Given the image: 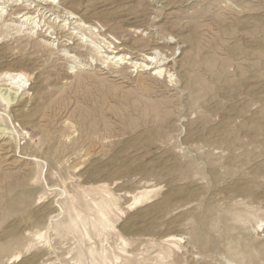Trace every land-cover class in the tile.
<instances>
[{"label":"rangeland","instance_id":"374dc122","mask_svg":"<svg viewBox=\"0 0 264 264\" xmlns=\"http://www.w3.org/2000/svg\"><path fill=\"white\" fill-rule=\"evenodd\" d=\"M69 1L73 10H67L80 17L87 0L54 3L62 7L61 3ZM103 1L98 11L112 14L89 15L83 21L87 26L97 25L96 34H102L97 43L103 37L111 47L125 48L124 54L129 53L133 61L142 63L140 54L149 45L175 43L179 37H191L193 42L184 38L176 42L177 55L168 68L171 75L154 76L150 70L138 71L121 62L114 64L116 60L106 62L101 56L90 55L83 47L93 39L89 31L75 28V20L67 22L65 15L49 12L45 4L50 0H0L4 12L0 17V74L20 69L30 74L26 93L15 103L26 109L32 122L23 124L14 119L11 109L0 104V144L8 141L15 155L13 166L0 159V238L8 235L2 240L9 246L0 256V264H76L78 260L93 264L101 263L105 256L110 264H264V0ZM29 3L33 11L42 9L34 16L43 27L42 36L41 28L32 29L36 23L24 24L17 15H9ZM122 9L126 11L119 12ZM64 23L67 28L60 31ZM51 26L56 30L48 29ZM57 32L61 35L56 39ZM65 34H72L73 40ZM76 42L81 47L71 50ZM62 43L63 48L59 47ZM145 189L155 190L151 199L134 204V198ZM112 197L117 204L109 215L114 228L95 231V203ZM47 206L51 211L47 209L42 218L32 216ZM78 212L88 223L79 221L76 231H67L70 218ZM23 214L27 220L13 226ZM37 232L46 235L49 245L35 237ZM27 234H34V239ZM170 236L180 239L168 241ZM28 242L35 247H29ZM100 244L106 247L105 252ZM91 247L97 254L94 258L88 253ZM18 254L19 258L15 257Z\"/></svg>","mask_w":264,"mask_h":264},{"label":"bare ground","instance_id":"6f19581e","mask_svg":"<svg viewBox=\"0 0 264 264\" xmlns=\"http://www.w3.org/2000/svg\"><path fill=\"white\" fill-rule=\"evenodd\" d=\"M109 1V0H108ZM216 1V0H215ZM3 2V1H2ZM17 2V1H16ZM55 0H50V2L48 3V4H45V7H46V9H48L49 10V12H54V14H58V15H60V14H62V15H65V16H67V22L68 21H73V20H75V22H74V25H76V26H74L75 28H78V29H81V30H84V32L85 31H89V33L91 34V38H93V39H91V41L87 44V45H84L83 47L84 48H86V51L87 52H89V54L90 55H92V56H101L102 58H104V59H106V62H109L110 60H116L115 62H114V64L116 63V64H118L119 62H121L122 64H124V65H130V66H132V67H134V68H136L137 70L138 69H141L142 71H148V70H150V71H152V75H154V76H162L163 74V76H165L166 77V73L169 75L170 73H171V69H168L170 66V64H171V62L173 61V60H175V55H177V53H175V43L177 42H179V41H181V40H183V38H184V40L185 41H189V42H193V38H191V37H179V39H175L176 40V42L174 43L173 41L171 42V41H169V42H166V44L165 43H163L162 45H160V44H154V45H149V46H147L148 47V49H143L142 50V53L140 54V56H142L143 57V59H142V63H139V61H133V60H135L131 55H129V53L128 54H124V52H123V50H125V48H122V49H120L119 50V48H118V46H117V48L116 47H114V46H112L111 47V42L110 41H108L107 39H105V38H101V40L102 41H100V43H97V41L99 42V40H100V36L102 35H100V36H98L99 34H98V32H96V30H98V28H97V25H96V27H93V26H91V25H89V26H87L88 24L87 23H85L84 21H83V19H86L89 15H101V14H103V15H110V14H112V12L111 13H109V12H107V13H104V11H98V8L99 7H101L102 8V6H103V4H104V1L103 0H87V2H86V4L85 5H83V7H82V11H81V13H79L80 14V17H78L77 16V13L76 12H73V11H71V10H73L72 9V7L70 6L71 4H70V1H69V3H61L60 5H62V7L61 6H56L55 5ZM81 2V1H80ZM177 2V1H176ZM210 2V1H209ZM221 2V1H220ZM32 3V2H31ZM59 3V2H58ZM75 3V2H74ZM215 3V2H214ZM5 4H6V2H5ZM30 4V3H29ZM37 4V3H36ZM41 5V4H40ZM125 5V4H124ZM134 5V4H133ZM163 5V4H162ZM37 6V5H36ZM113 6V5H112ZM111 6V7H112ZM120 6V5H119ZM127 6V5H126ZM130 6H132V5H130ZM136 6V5H135ZM167 6V5H166ZM218 6V5H217ZM117 7V6H116ZM212 7H213V5H212ZM220 7V6H219ZM107 8H109V7H107ZM128 8V7H127ZM126 8V9H127ZM209 8V7H208ZM255 8V7H254ZM67 9H71V10H67ZM129 9V8H128ZM127 9V10H128ZM204 9V8H203ZM209 9H211V8H209ZM222 9V8H221ZM40 10H42V9H37V11L38 12H36V11H33V8H32V4H30V5H27V6H25L24 8H21V7H19V8H16L15 9V11L14 12H12L11 14H9L10 16H12V15H17V17L18 18H20V19H22L23 20V23L24 24H27L28 22H30L32 25L33 24H35L36 23V25H35V27H32V29H35V28H41V33H40V36H42V31H43V27L40 25V23H39V21L37 22H35V20H36V17H34L35 16V14L36 13H39L40 12ZM108 10V9H107ZM112 10V9H111ZM223 10V9H222ZM243 10V9H242ZM33 11V12H32ZM123 11H126L125 9H122L121 11L119 10V12H123ZM205 11V10H204ZM79 12H80V10H79ZM208 12H210V11H208ZM220 12V11H219ZM3 11H1L0 10V17H2L3 16ZM127 13V12H126ZM167 13V12H166ZM178 13V12H177ZM204 13V12H203ZM206 13V12H205ZM253 13V12H252ZM165 14V13H164ZM213 14V13H212ZM250 14V13H249ZM220 15V14H219ZM254 15V14H253ZM116 16V15H115ZM171 16V15H170ZM212 16V15H211ZM264 16V15H263ZM16 17V16H15ZM109 17V16H108ZM119 17V16H118ZM131 17V16H130ZM135 17V16H134ZM168 17V16H167ZM172 17H174V16H172ZM179 17V16H178ZM203 17V16H202ZM248 17V16H247ZM251 17V16H250ZM120 18V17H119ZM118 18V19H119ZM127 18V17H126ZM191 18V17H190ZM195 18V17H194ZM226 18V17H225ZM90 19H92V18H90ZM117 19V20H118ZM137 19V18H136ZM227 19V18H226ZM233 19V18H232ZM167 20V19H166ZM180 20V19H179ZM193 20V19H192ZM200 20V19H199ZM224 20V19H223ZM240 20V19H239ZM34 21V23H32ZM137 21H138V19H137ZM168 21H170V20H168ZM182 21V20H181ZM251 21V20H250ZM250 21H249V24H250ZM94 22V21H93ZM139 22V21H138ZM224 22V21H223ZM230 22V21H229ZM254 22V21H253ZM251 23H252V21H251ZM256 23H258L257 21H256ZM62 24H63V22H62ZM68 24V23H67ZM230 24V23H229ZM248 24V25H249ZM258 24H260V23H258ZM1 26H3V23H1L0 24ZM69 25H71L70 24V22H69ZM165 25V24H164ZM171 25V24H170ZM169 25V26H170ZM199 25V24H198ZM207 25V24H206ZM209 25V24H208ZM221 25H222V23H221ZM227 25V24H226ZM46 26V25H45ZM50 26V25H49ZM159 26V25H158ZM168 26V25H167ZM214 26V25H213ZM229 26V25H228ZM185 27V26H184ZM209 27V26H208ZM222 27V26H221ZM226 27V26H225ZM224 27V28H225ZM257 27V26H256ZM262 27V26H261ZM46 28V27H45ZM66 28H67V25L64 23V25L63 26H61L60 27V31L61 30H66ZM72 28V27H71ZM213 28V27H212ZM39 29H38V31H39ZM48 29H54V31L56 30V28L54 27V26H51V27H49ZM103 29H105V28H103ZM107 29V28H106ZM111 29V28H110ZM254 29H255V27H254ZM259 29V28H258ZM59 30V29H58ZM139 30V29H138ZM170 30V29H169ZM263 30V29H262ZM37 31V30H36ZM79 31V30H78ZM110 31V30H109ZM140 31V30H139ZM160 31V30H159ZM259 31V30H258ZM264 31V30H263ZM33 32V31H32ZM73 32H74V30H73ZM47 33V32H46ZM49 33V32H48ZM51 33V32H50ZM81 33V32H80ZM98 35H97V34ZM100 33V32H99ZM139 33V32H138ZM146 33V32H145ZM218 34V33H217ZM249 34V33H248ZM55 35H57V37H56V39L61 35V33L60 32H57V33H55ZM86 35V34H85ZM157 35V34H156ZM176 35H178V33H176ZM262 35V34H261ZM89 36V35H88ZM88 36H86V37H88ZM154 36V35H153ZM164 36V35H163ZM191 36V35H190ZM218 36V35H217ZM55 37V36H54ZM64 37H68L70 40H73V35L72 34H68V35H66L65 34V36ZM105 37V36H104ZM109 37H110V35H109ZM258 37H260V36H258ZM62 38V37H61ZM108 38V37H107ZM172 38V37H171ZM205 38V37H204ZM215 37H213V39H214ZM86 39V38H85ZM89 39V38H88ZM88 39H87V41H88ZM115 39V38H114ZM263 39V38H262ZM65 40V39H64ZM111 40V39H110ZM132 40V39H131ZM215 40V39H214ZM213 40V41H214ZM160 41V40H159ZM226 41H228V40H226ZM82 42V41H81ZM209 42H211V41H209ZM229 42V41H228ZM257 42V41H256ZM260 42H261V40H260ZM72 43V42H71ZM215 43V42H214ZM216 43H218V42H216ZM221 43H222V41H221ZM225 43V42H224ZM6 44V43H5ZM38 44V42H35V45H37ZM52 44V43H51ZM101 44H103V47H101ZM122 44H124V43H122ZM227 44V43H226ZM229 44V43H228ZM235 44V43H234ZM255 44V43H254ZM126 45V44H125ZM177 45V44H176ZM182 45V44H181ZM202 45V44H201ZM208 45V44H207ZM213 45V44H212ZM141 46V45H140ZM179 46V45H178ZM184 46V45H183ZM219 46V45H218ZM229 46V45H228ZM233 46V45H232ZM59 47H64L63 46V43L62 44H60L59 45ZM81 46H80V43L79 42H76V43H74L73 44V47H71L70 49L71 50H75V49H79ZM191 47V46H190ZM215 47V46H214ZM260 47V46H259ZM262 47V46H261ZM260 47V48H261ZM28 48V47H27ZM131 48V47H130ZM132 48H134V47H132ZM139 48V47H138ZM193 48V47H192ZM191 48V49H192ZM48 49H50V48H48ZM102 49L104 50V49H107V50H104V51H102ZM195 49V48H194ZM202 49V48H201ZM216 49V48H215ZM235 49V48H234ZM135 50V49H134ZM208 50V49H207ZM50 51H53L52 49H50ZM84 51V50H83ZM136 51V50H135ZM176 51H178V50H176ZM185 51V50H184ZM218 51V50H217ZM229 51V50H228ZM149 52V53H148ZM219 52V51H218ZM38 53V52H37ZM195 53V52H194ZM221 53V52H220ZM224 53V52H223ZM84 54V53H83ZM184 54V53H183ZM115 55V56H114ZM232 55V54H231ZM91 56V57H92ZM213 56V55H212ZM215 56V55H214ZM31 57V56H30ZM185 57V56H184ZM199 57V56H198ZM210 57V56H209ZM226 58H227V56H225ZM19 58V57H18ZM47 58V57H46ZM94 58H96V57H94ZM93 58V59H94ZM213 58V57H212ZM96 59H98V58H96ZM194 59V58H193ZM207 59V58H206ZM210 59V58H209ZM216 59V58H215ZM217 59H219V58H217ZM233 59V58H232ZM102 60V59H101ZM197 60H199V58L197 59ZM204 60H205V58H204ZM226 60V59H225ZM40 61V60H39ZM94 61V60H93ZM96 61V60H95ZM100 61V60H99ZM103 61V60H102ZM105 61V60H104ZM103 61V62H104ZM130 61H132V62H130ZM180 62H181V65L183 64V59L181 58L180 60H179ZM210 61V60H209ZM234 61V60H233ZM113 62V61H112ZM197 62V61H196ZM229 62V61H228ZM201 63V62H200ZM233 63V62H232ZM113 64V65H114ZM205 64V63H204ZM180 65V66H181ZM105 66V65H104ZM103 66V67H104ZM129 66V67H130ZM200 66V65H199ZM83 67V66H82ZM82 67H79L80 69L82 68ZM119 67H122L121 65L119 66ZM186 67V66H185ZM184 67V68H185ZM188 67V66H187ZM211 67V66H210ZM213 67V66H212ZM217 67V66H216ZM215 67V68H216ZM75 67H73V68H71V69H74ZM117 68H118V66H117ZM127 68V67H126ZM171 68V67H170ZM174 68H175V66H174ZM197 68V67H196ZM199 68V67H198ZM214 68V69H215ZM129 69V68H128ZM131 69H133V68H131ZM51 70H52V68H51ZM136 70V71H137ZM187 70V69H186ZM206 70V69H205ZM120 71V70H119ZM129 71V70H128ZM139 71V70H138ZM183 71V70H182ZM189 71V70H188ZM225 71V70H224ZM230 71V70H229ZM73 72H75V73H77V71H74L73 70ZM72 72V73H73ZM116 72V71H115ZM132 72V71H131ZM180 72V71H179ZM210 72V71H209ZM50 73V72H49ZM114 73V72H113ZM140 73V72H139ZM142 73V72H141ZM195 73V72H194ZM201 73V72H200ZM211 73H213V72H211ZM226 73V72H225ZM228 73V72H227ZM219 74V73H218ZM221 74V73H220ZM32 75V74H31ZM54 75V74H53ZM70 75V74H69ZM150 75V74H149ZM171 75V74H170ZM213 75V74H212ZM214 76V75H213ZM215 77V76H214ZM28 78H30V74H28V72H26L25 70H22V69H20L19 71H15V70H8V71H5V72H3L2 74H0V104H2L4 107H5V109L6 110H10L11 109V111H12V117L14 118V119H16V120H19V121H21L23 124H29V123H32L31 121H30V119H29V114H28V112L26 111V109L25 108H23L21 105H17V103H15V100H17V98L18 97H20L21 95H23V94H25L26 93V89H25V83L28 81ZM33 78V77H32ZM31 78V79H32ZM164 78V77H163ZM170 78H172V77H170ZM199 78V77H198ZM203 78V77H202ZM217 78V77H216ZM165 79H169V78H165ZM224 79H225V77H224ZM232 79V78H231ZM230 79V80H231ZM47 80V79H46ZM151 80V79H150ZM153 80V79H152ZM171 80H173V79H171ZM170 80V81H171ZM65 81V80H64ZM169 81V80H168ZM169 81V82H170ZM216 81V80H215ZM197 82L199 83V84H202V82L200 81V80H197ZM227 82V81H226ZM239 82V81H238ZM63 83V82H62ZM173 83V82H172ZM191 83V82H190ZM189 83V84H190ZM207 83V82H206ZM224 83V82H223ZM167 84V83H166ZM227 84V83H226ZM140 85V84H139ZM204 85V84H203ZM238 85V84H237ZM211 86V85H210ZM215 86V85H214ZM261 86V85H260ZM67 87V86H66ZM183 87H184V85H183ZM62 88V87H61ZM146 88H148V87H146ZM82 89V88H81ZM49 90V89H48ZM70 90V89H69ZM82 90H84V89H82ZM142 90V89H141ZM258 90V89H257ZM147 91V90H146ZM74 92V91H73ZM145 92V91H144ZM150 92V91H149ZM56 93V92H55ZM54 93V94H55ZM139 92H137V94H138ZM203 93V92H202ZM206 93V92H205ZM212 93V92H211ZM53 94V93H52ZM68 94V93H67ZM132 94V93H131ZM136 94V93H135ZM141 95V94H140ZM199 96V95H198ZM131 97V96H130ZM51 98V97H50ZM49 98V99H50ZM63 98V97H62ZM164 98V97H163ZM128 99V98H127ZM144 99V98H143ZM146 100V99H145ZM152 100V99H151ZM163 100V99H162ZM166 100H167V98H166ZM66 101V100H65ZM127 101V100H126ZM155 101V100H154ZM168 101V100H167ZM169 101H170V99H169ZM136 102V101H135ZM140 102V101H139ZM165 102V101H164ZM131 103H132V101H131ZM161 103V102H160ZM218 103V102H217ZM127 104V103H126ZM142 105V104H141ZM161 105V104H160ZM58 106V105H57ZM135 106V105H134ZM64 107V106H63ZM157 107V106H156ZM55 108V107H54ZM58 108V107H57ZM133 108H136V107H133ZM138 109V108H137ZM168 109V108H167ZM170 109V108H169ZM164 110H165V108H164ZM163 110V111H164ZM223 110V109H222ZM229 110V109H228ZM172 111V110H171ZM203 111V110H202ZM138 113V112H137ZM170 113V112H169ZM85 114H87V113H85ZM139 114V113H138ZM173 114V113H172ZM204 114V113H203ZM148 116V115H147ZM82 118V117H81ZM130 119V118H129ZM143 119V118H142ZM161 119V118H160ZM155 121V120H154ZM197 121V120H196ZM69 122V121H68ZM71 122V121H70ZM97 122V121H96ZM136 122V121H135ZM203 122V121H202ZM229 122V121H228ZM233 122V121H232ZM72 123V122H71ZM85 123V122H84ZM147 123V122H146ZM230 123V122H229ZM70 124V123H69ZM135 124V123H134ZM202 124V123H201ZM211 124V123H210ZM225 124V123H224ZM136 125H137V123H136ZM5 126V125H4ZM68 126V125H67ZM70 126H71V124H70ZM73 126V125H72ZM199 126V125H198ZM135 127V126H134ZM41 129H42V127H41ZM64 129H65V127H64ZM189 129H190V127H189ZM227 129H229V127H227ZM2 130V129H1ZM66 130V129H65ZM110 130V129H109ZM145 130V129H144ZM152 130V129H151ZM229 130H231V127H230V129ZM25 131V130H24ZM63 131V130H62ZM67 131V130H66ZM69 131V130H68ZM72 131V130H71ZM76 131V130H75ZM217 131H218V129H217ZM109 132V131H108ZM149 132H150V130H149ZM157 132V131H156ZM223 132V131H222ZM229 132V131H228ZM90 133V132H89ZM230 133V132H229ZM11 134V133H10ZM72 134V133H71ZM194 134V133H193ZM143 135V134H142ZM8 136V135H7ZM66 136V135H65ZM74 136V135H73ZM81 136V135H80ZM193 136V135H192ZM196 136H198V135H196ZM67 137H68V135H67ZM96 137V136H95ZM1 138V137H0ZM2 138H4V136L2 137ZM63 138V137H62ZM74 138V137H73ZM73 138H71V139H73ZM97 138V137H96ZM102 138V137H101ZM192 138V137H191ZM211 138V137H210ZM6 139H7V137H6ZM11 139V138H10ZM39 139V138H38ZM37 138H36V140H38ZM149 139V138H148ZM153 139V138H152ZM152 139H151V141H152ZM206 139V138H205ZM212 139V138H211ZM13 140V139H12ZM62 140V139H61ZM75 140H77V139H75ZM144 140V139H143ZM217 140V139H216ZM63 141V140H62ZM96 141V140H95ZM94 141V142H95ZM109 141V140H108ZM151 141H149L150 142V144L152 143ZM195 141H197V140H195ZM68 142V141H67ZM66 142V143H67ZM77 142V141H76ZM208 142V141H207ZM210 142V141H209ZM39 143V142H38ZM70 143V142H69ZM100 143V142H99ZM146 143V142H145ZM199 143V142H198ZM63 144V143H62ZM68 144V143H67ZM92 144V143H91ZM106 144V143H105ZM143 144H144V142H143ZM147 144V143H146ZM207 144V143H206ZM69 145V144H68ZM156 145V144H155ZM96 146V145H95ZM201 146V145H200ZM61 147H62V145H61ZM77 147V146H76ZM104 147V146H103ZM143 147V146H142ZM37 148V147H36ZM57 148V147H56ZM177 148V147H176ZM195 148V147H194ZM11 148H10V146H9V144H8V141H4V142H2L1 144H0V159H2V161H3V163H5V165H7V166H13L14 165V161L12 160V158L15 156V155H13L12 154V151L10 150ZM66 149V148H65ZM70 149V148H69ZM73 149H74V147H73ZM88 149L89 148H87V151H88ZM101 149H102V147H101ZM104 149V148H103ZM79 150V149H78ZM85 150V149H84ZM91 150V149H90ZM107 150V149H106ZM42 152V151H41ZM55 152V151H54ZM89 153H90V151H88ZM103 152V151H102ZM138 152V151H137ZM171 152V151H170ZM169 152V153H170ZM37 153H38V151H37ZM39 153H40V151H39ZM180 153V152H179ZM215 153H216V151H215ZM80 154V153H79ZM91 154V153H90ZM40 155H42V154H40ZM71 155H73V154H71ZM88 155V154H87ZM133 155H135V154H133ZM168 155V154H167ZM55 156H57V155H55ZM85 156V155H84ZM32 157V156H31ZM77 157V156H76ZM118 157H120V156H118ZM124 157H125V154H124ZM123 157V158H124ZM127 157H129L128 155H127ZM131 157V156H130ZM20 158V157H19ZM64 158V157H63ZM75 158V157H74ZM82 158H84V157H82ZM87 158V157H86ZM90 158V157H89ZM177 158V157H176ZM144 159V158H143ZM213 159V158H212ZM88 160V159H87ZM86 160V161H87ZM216 160H218V159H216ZM18 161V160H17ZM159 161H161V160H159ZM29 162V161H28ZM74 162V161H73ZM77 162V161H76ZM82 162H84V161H82ZM164 162V161H163ZM26 163V162H25ZM57 163V162H56ZM118 163V162H117ZM120 163V162H119ZM121 164V163H120ZM192 164V163H191ZM190 164V165H191ZM76 165V164H75ZM145 165V164H144ZM167 165V164H166ZM214 165V164H213ZM27 166V165H26ZM32 166V165H31ZM42 166V165H41ZM70 166V165H69ZM68 166V167H69ZM74 166V165H73ZM125 165H121V167H124ZM151 166V165H150ZM153 166V165H152ZM164 166H165V164H164ZM212 167V166H211ZM216 167H217V165H216ZM224 167V166H223ZM165 169V168H164ZM199 170V169H198ZM213 170V169H212ZM3 171V170H2ZM15 171V170H14ZM18 171V170H17ZM124 171V170H123ZM128 172H129V170H127ZM10 172V171H9ZM116 172V171H115ZM122 172V171H121ZM156 172H158V171H156ZM163 172V171H162ZM166 172H168V171H166ZM214 172V171H213ZM24 173V172H23ZM126 173V172H125ZM165 173V172H164ZM172 173H173V171H172ZM221 173V172H220ZM222 173H224L223 171H222ZM221 173V174H222ZM117 174V173H116ZM127 174V173H126ZM130 174V173H129ZM169 174V173H168ZM150 175V174H149ZM158 175V174H157ZM235 175V174H234ZM245 175V174H244ZM113 176V175H112ZM111 176V177H112ZM168 176V175H167ZM166 176V177H167ZM202 176H203V174H202ZM217 176V175H216ZM206 177V176H205ZM245 178V177H244ZM248 178V177H247ZM44 179V178H43ZM119 180H122V179H119ZM169 180V179H168ZM188 180V179H187ZM173 181V180H172ZM196 181V180H195ZM220 181H222L223 182V180H220ZM238 181H240V180H238ZM246 181V180H245ZM249 181V180H248ZM171 182V181H170ZM172 183V182H171ZM229 183V182H228ZM250 183V182H249ZM34 184V183H33ZM173 184H175V183H173ZM48 185V184H47ZM63 185V184H62ZM115 185V184H114ZM121 185V184H120ZM145 185V184H144ZM143 185V186H144ZM148 185V184H147ZM229 185H230V183H229ZM37 186V185H36ZM117 186H119V185H117ZM142 186V185H141ZM226 186V185H225ZM240 186V185H239ZM238 186V187H239ZM248 186L249 185H247V188H248ZM63 187H65V186H63ZM114 187V186H113ZM139 187H140V185H139ZM55 188V187H54ZM105 188V187H104ZM147 188V187H146ZM149 188H151V187H149ZM87 189V188H86ZM112 189H114V188H112ZM159 189V188H158ZM61 190V189H60ZM65 190H66V188H65ZM160 190H162V189H160ZM108 191V190H107ZM155 191V190H154ZM153 191V189H145L141 194H140V196L139 197H135L134 198V204H138V203H141V202H144V201H147V200H149V199H151V194L154 192ZM163 191H165V190H163ZM241 192H242V190H240ZM82 192V191H81ZM158 192V191H157ZM202 192V191H201ZM230 192V191H229ZM51 193V192H50ZM56 193V192H55ZM108 193V192H107ZM87 194H90L91 195V193L89 192V193H87ZM86 194V195H87ZM105 194V193H104ZM161 194H162V192H161ZM50 195V194H49ZM57 195V194H56ZM84 195H85V192H84ZM103 195V194H102ZM55 196V195H54ZM105 196V195H104ZM110 196V195H109ZM123 196V195H122ZM154 196H156V195H154ZM154 196H152V197H154ZM217 196V195H216ZM47 197V196H46ZM45 197V198H46ZM100 197V196H99ZM106 197V196H105ZM130 197V196H129ZM131 197H133V196H131ZM198 197V196H197ZM196 197V198H197ZM49 198H51V197H49ZM64 198H65V193H64ZM87 198V197H86ZM94 198V197H93ZM95 198H97V197H95ZM113 198V197H112ZM111 198V199H112ZM126 198H127V196H126ZM39 199H41V198H39ZM85 199V198H84ZM91 199V198H90ZM89 199V200H90ZM128 199H130V198H128ZM209 199V198H208ZM230 199V198H229ZM42 200V199H41ZM41 200H39V201H41ZM58 200V199H57ZM70 200V202H71V199H69ZM88 200V201H89ZM104 199H102V201H99V203H95L96 204V214L97 215H95L96 216V219H95V221H94V224L92 225L93 227H94V230L95 229H99V228H101V229H107L108 228V230H109V228H111V229H113L114 228V225L112 224V222L110 221V218H109V215H110V213H111V211H112V209L114 208V206H116L117 204H115L116 202H114V198L112 199V200H105V201H103ZM132 200H133V198H132ZM196 200V199H195ZM38 201V202H39ZM44 201V200H43ZM73 201V200H72ZM75 201V200H74ZM79 201V200H78ZM86 201V200H85ZM87 201V202H88ZM98 201V200H97ZM194 201V200H193ZM54 202V201H53ZM150 203H152L153 202V200H152V202L151 201H149ZM233 202V201H232ZM32 203H34V202H32ZM41 203V202H40ZM43 203V202H42ZM41 203V204H42ZM71 203H73V202H71ZM77 204H79L80 205V203H78V202H76ZM89 203V202H88ZM87 203V204H88ZM94 202H92V204H93ZM145 203V202H144ZM146 203H148V202H146ZM37 204V203H36ZM44 204V203H43ZM57 204V203H56ZM61 204V203H60ZM64 204H66V203H64ZM143 204V203H142ZM245 204V203H244ZM40 205V204H39ZM54 205V204H53ZM89 205H91L90 203H89ZM143 205H145V204H143ZM4 206V205H3ZM66 206V205H65ZM78 206V205H77ZM92 206H94V205H92ZM136 206V205H135ZM142 206V205H141ZM58 207V206H57ZM68 207V206H67ZM71 207V206H70ZM69 207V208H70ZM81 207V206H80ZM130 207H133L132 206V203H131V206ZM129 207V208H130ZM143 207V206H142ZM173 207V206H172ZM72 208V207H71ZM89 208V207H88ZM127 208V207H126ZM128 208V209H129ZM134 208V207H133ZM39 209V208H38ZM51 211V209H50V206H47L46 208L44 207V209H40V210H38V211H34L33 213H32V216L34 215L36 218L37 217H39V218H42L43 216H44V214L48 211ZM60 209V208H59ZM62 209V208H61ZM80 209V208H79ZM117 209V208H116ZM69 210H71V209H69ZM72 210H75L74 208L72 209ZM77 210V209H76ZM90 210V209H89ZM131 210H132V208H131ZM176 210V209H175ZM237 210V209H236ZM30 211V210H29ZM94 211V212H95ZM116 212H117V210H115ZM119 211V210H118ZM166 211V210H165ZM63 212V211H62ZM74 212V211H73ZM73 212H71L72 214H73ZM86 212H88V211H86ZM92 212V211H91ZM120 212V211H119ZM118 212V213H119ZM148 212V211H147ZM237 212V211H236ZM248 212V211H247ZM75 213V212H74ZM88 213H90V211L88 212ZM87 213V214H88ZM153 213V212H152ZM207 213V212H206ZM255 213V212H254ZM253 213V214H254ZM81 214H83V213H81ZM81 214H79V212L77 213V214H75L76 216L75 217H71L70 218V222L66 225V230L67 231H76V228H77V226H78V222L80 221L81 223H84V225H85V223L87 222V219L88 218H85L84 216H82ZM120 214H121V212H120ZM238 214V213H237ZM241 214V213H240ZM252 214V215H253ZM6 215V214H5ZM68 215V214H67ZM89 215V214H88ZM91 215H92V213H91ZM114 215V214H113ZM123 215V214H122ZM121 215V216H122ZM205 215H207V214H205ZM218 215V214H217ZM70 216V215H69ZM68 216V217H69ZM72 216V215H71ZM124 216V215H123ZM158 216V215H157ZM219 216V215H218ZM248 216V215H247ZM13 217V216H12ZM87 217V216H86ZM125 217V216H124ZM246 217V216H245ZM57 218V217H56ZM118 218V217H117ZM157 218V217H156ZM257 218H258V216H257ZM92 219V218H91ZM232 219V218H231ZM27 220V217L23 214L22 216H20L18 219H16L15 220V222L13 223V226L14 225H18V224H21V223H23L24 221H26ZM57 220V219H56ZM60 220V219H59ZM90 220V219H89ZM146 220V219H145ZM144 220V221H145ZM235 220V219H234ZM233 220V221H234ZM245 220H247V219H245ZM251 220V219H250ZM254 220V219H253ZM45 221V220H44ZM58 221V220H57ZM121 221V220H120ZM204 221H206V220H204ZM236 221V220H235ZM241 221V220H240ZM207 222V221H206ZM205 222V223H206ZM218 222V221H217ZM216 222V223H217ZM245 223H246V221H244ZM45 223V222H44ZM50 223V222H49ZM88 223V222H87ZM90 223H93V219H92V222H90ZM239 223V222H238ZM241 223V222H240ZM43 224V223H42ZM221 224V223H220ZM219 224V225H220ZM231 224V223H230ZM248 224V223H247ZM35 225V224H34ZM49 225V224H48ZM83 224H81V226H82ZM83 225V226H84ZM87 225V224H86ZM158 225V224H157ZM218 225V226H219ZM234 225V224H233ZM246 225V224H245ZM250 225H251V223H250ZM32 226V225H31ZM156 226V225H155ZM174 227H175V225H173ZM216 226V225H215ZM239 226H241V224L239 225ZM262 226V225H261ZM37 227V226H36ZM49 227V226H48ZM86 227V226H85ZM88 227V226H87ZM86 227V228H87ZM245 227V226H244ZM58 228V227H57ZM85 228V229H86ZM116 228V227H115ZM159 228H160V226H159ZM217 228V227H216ZM232 228V227H231ZM235 227H233V229H234ZM59 229V228H58ZM83 229H84V227H83ZM151 229V228H150ZM182 229V228H181ZM262 229V228H261ZM48 230V229H47ZM52 230H53V227H52ZM55 230V229H54ZM57 230V229H56ZM63 230H65L64 229V227H63ZM65 230V231H66ZM79 230V229H78ZM77 230V231H78ZM88 230V229H87ZM218 230V229H217ZM240 230V229H239ZM32 231V230H31ZM66 231V232H67ZM79 231H81V230H79ZM89 231V230H88ZM96 231V230H95ZM104 231V230H103ZM220 231V230H219ZM237 231V230H236ZM10 232V231H9ZM45 232V231H44ZM51 233L52 232H54V231H50ZM57 232V231H56ZM98 232H99V230H98ZM110 232H111V230H110ZM31 233V232H30ZM62 233H64L63 231H62ZM78 234L80 233V232H77ZM82 233V232H81ZM87 233H89V232H87ZM100 233H101V231H100ZM100 233H98V234H100ZM114 233V232H113ZM261 233V232H260ZM44 234V233H43ZM42 233H38L37 232V234H35L36 236V238L37 239H39V240H42V239H44L45 240V243L46 244H48V238L46 239V235L44 236ZM54 234V233H53ZM52 234V235H53ZM59 234V233H58ZM67 234V233H66ZM73 235H75L74 233H72ZM85 234V233H84ZM106 233H104V235H105ZM190 234V233H189ZM222 234V233H221ZM26 235V234H25ZM63 236H64V234H62ZM69 235H70V233H69ZM82 235V234H81ZM101 235H102V233H101ZM186 235V234H185ZM27 236H29V234H27ZM26 236V237H27ZM33 236H34V234L32 235V236H29V237H32V239H34L33 238ZM47 236H48V234H47ZM59 236H60V234H59ZM65 236H67V235H65ZM72 236V235H71ZM70 236V237H71ZM80 236V235H79ZM100 236V235H99ZM8 237V235H4L3 236V238L2 239H5V238H7ZM49 237H50V235H49ZM55 237V236H54ZM69 237V236H68ZM77 237V236H76ZM85 237H87L88 239L90 238V236H89V234H87ZM102 237V236H101ZM105 237V236H104ZM244 237V236H243ZM57 238H58V236H57ZM65 238V237H64ZM78 238H81V236L80 237H78ZM83 238V237H82ZM97 238L99 239L100 237H98L97 236ZM107 238V237H106ZM109 238V237H108ZM107 238V239H108ZM1 238H0V256L1 255H3L5 252H7L8 250H9V246H8V243H4L3 242V240H2ZM70 239V238H69ZM88 239H86V240H88ZM95 239V238H94ZM102 239H103V237H102ZM106 239V240H107ZM111 239V238H110ZM179 239L180 238H178V237H176V236H170L169 237V240L168 241H179ZM252 239V238H251ZM250 239V240H251ZM257 239V238H256ZM72 240V239H71ZM74 240H76L75 238H74ZM92 240V239H91ZM97 240V239H96ZM109 240V239H108ZM107 240V241H108ZM121 239H119V241H120ZM33 241V240H32ZM51 241H53V240H51ZM73 241V240H72ZM98 241V240H97ZM182 241V240H181ZM50 242V241H49ZM74 242V241H73ZM73 242L72 243H70V244H73ZM77 242V241H76ZM80 242H81V240H80ZM84 242V241H83ZM87 242V241H86ZM120 242H122V241H120ZM243 242V241H242ZM33 243V242H32ZM36 243L38 244L39 242L38 241H36ZM35 243V245L37 246V244ZM57 243H60V242H57ZM62 243V242H61ZM65 243H66V245H67V241H65ZM91 245H92V241L91 242H89ZM104 243H106V241L104 242ZM103 243V244H104ZM248 243V242H247ZM246 243V244H247ZM24 244V243H23ZM30 243L28 242V245H29ZM42 244V243H41ZM52 244H54V243H51V245ZM84 244H85V242H84ZM89 244V245H90ZM94 244V243H93ZM108 244V243H107ZM106 244V245H107ZM120 244V243H119ZM125 244V243H124ZM49 245V244H48ZM55 245V244H54ZM58 245H61V244H58ZM68 245H69V243H68ZM101 245V244H100ZM109 245V244H108ZM122 245H123V242H122ZM127 245V244H126ZM40 246V245H39ZM71 246V245H70ZM74 246V245H73ZM78 246V245H77ZM77 246H75V248H77ZM82 246H84V248H85V245H82ZM93 246V245H92ZM128 246V245H127ZM126 246V247H127ZM170 246V245H169ZM173 246V245H172ZM171 246V247H172ZM29 247H31V244H30V246ZM28 247V248H29ZM35 246H33V248H34ZM41 247V246H40ZM50 247V246H49ZM56 247H58V246H56ZM66 247V246H65ZM72 247V246H71ZM101 247H102V245H101ZM109 247H110V245H109ZM32 248V247H31ZM32 248V249H33ZM41 248H43V246L41 247ZM74 248V250L75 251H77L76 249ZM79 248V247H78ZM83 248V247H82ZM83 248V249H84ZM93 248V249H92ZM105 248L106 247H104V249H103V247H102V249H103V251L105 252ZM172 248H174V247H172ZM229 248V247H228ZM14 249H16V248H14ZM26 249V248H25ZM36 249V248H35ZM39 249V248H38ZM37 249V250H38ZM51 249V248H50ZM60 249V248H59ZM64 249V248H63ZM109 249H111V247L109 248ZM128 249V248H127ZM144 249V248H143ZM142 249V250H143ZM231 249V248H230ZM264 249V248H263ZM42 250V249H41ZM61 250H62V247H61ZM65 250V249H64ZM72 250V249H71ZM79 250V249H78ZM176 250V249H175ZM233 250V249H232ZM238 250V249H237ZM17 251V250H16ZM31 251H33V250H31ZM57 251H59V250H57ZM63 251V250H62ZM112 251V250H111ZM116 251V250H115ZM146 251V250H145ZM251 251V250H250ZM13 252H15V251H13ZM27 252H28V249H27ZM27 252H24V253H27ZM48 252H50V251H48ZM53 252V251H52ZM61 252V251H60ZM69 252H70V250H69ZM78 252V251H77ZM80 252H82V251H80ZM120 252V251H119ZM126 252V251H125ZM172 252V251H171ZM227 252V251H226ZM232 252H234V251H232ZM238 252V251H237ZM256 252V254H257V251H255ZM17 253V252H16ZM15 253V254H16ZM31 253V252H30ZM67 253V252H66ZM73 253V252H72ZM88 253H90V255L94 258L95 257V255H97V254H95V249H94V247H91V249H90V252H88ZM96 253H97V250H96ZM113 253V252H112ZM116 253H117V251H116ZM121 253V252H120ZM127 253V252H126ZM230 253V252H229ZM14 254V255H15ZM28 254V253H27ZM54 254V253H53ZM61 254V253H60ZM78 254H79V252H78ZM82 254V253H81ZM100 254V253H99ZM105 255H106V253H104ZM107 254H109L108 252H107ZM111 254V253H110ZM119 254V253H118ZM123 254V253H122ZM121 254V255H122ZM145 254V253H144ZM234 254V253H233ZM255 254V253H254ZM255 254V256H257ZM21 254H18V255H16L15 257H18L19 258V256H20ZM25 255V254H24ZM46 255V254H45ZM50 255H51V253H50ZM83 255H84V253H83ZM89 255V256H90ZM101 255V254H100ZM112 255H114V254H112ZM120 255V254H119ZM128 255V254H127ZM160 255V254H159ZM171 255V254H170ZM187 255V254H186ZM231 255V254H230ZM56 256H58V255H56ZM73 256V255H72ZM77 257L79 256V255H76ZM99 256V255H98ZM123 256V255H122ZM157 256H158V254H157ZM236 256V255H235ZM241 256V255H240ZM68 257V256H67ZM84 257H85V255H84ZM114 257V256H113ZM119 258V259H121L122 257L121 256H115V258ZM130 257V256H129ZM154 257V256H153ZM156 257V256H155ZM168 257V256H167ZM172 257H173V255H172ZM172 257H169V258H172ZM21 258H22V256H21ZM79 258V257H78ZM92 258V259H93ZM112 258V257H111ZM116 258V259H117ZM124 258H125V256H124ZM141 258V257H140ZM144 258V257H143ZM160 258V257H159ZM164 258H166V257H164ZM196 258V257H195ZM198 258V257H197ZM196 258V259H197ZM236 258V257H235ZM241 258H242V260L244 259L245 260V258H244V256L242 257L241 256ZM256 258V257H255ZM13 259V258H12ZM54 259V258H53ZM56 259V258H55ZM129 259V258H128ZM134 259V258H133ZM249 259V258H248ZM260 259H261V257H260ZM264 259V258H263ZM5 260H7V259H5ZM19 260V259H18ZM48 260V259H47ZM47 260H45V261H47ZM65 260V259H64ZM77 260V259H76ZM90 260V259H89ZM94 260V259H93ZM101 263H99V262H91V263H93V264H110V260H108L107 259V257L105 256V257H101ZM136 260V259H135ZM139 260V259H138ZM137 260V261H138ZM142 260V259H141ZM166 260V259H165ZM169 260V259H168ZM239 259H238V257H237V261H238ZM12 261V260H11ZM10 261V262H11ZM20 261V260H19ZM18 261V262H19ZM52 261H54V260H52ZM73 261V260H72ZM85 262H86V260H84ZM149 261H151V260H149ZM235 261H236V259H235ZM4 263H6L5 261H3ZM7 262H8V260H7ZM79 262V263H78ZM78 262L76 261V264H81V261H79L78 260ZM90 262V261H89ZM115 262V261H114ZM144 262V261H143ZM232 262V261H231ZM243 262V261H242ZM247 262V261H246ZM43 263H45V262H43ZM84 263V262H83ZM112 263V262H111ZM121 263V262H120ZM123 263H126L125 261L123 262ZM127 263H129V261L127 262ZM126 263V264H127ZM148 263V262H147ZM146 263V264H147ZM152 262H150V264H151ZM161 263V262H160ZM226 263H228V262H226ZM238 263V262H237ZM236 263V264H237ZM257 263V262H256ZM259 263V262H258ZM11 264H13V263H11ZM42 264V263H41ZM48 264H50V263H48ZM53 264V263H52ZM85 264V263H84ZM87 264V263H86ZM137 264H139V262H137ZM145 264V263H144ZM153 264H155V262L153 263ZM157 264V263H156ZM165 264V263H164ZM242 264V263H241ZM245 264H249V262L248 263H245ZM261 264V263H260Z\"/></svg>","mask_w":264,"mask_h":264}]
</instances>
